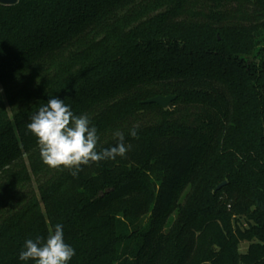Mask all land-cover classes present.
<instances>
[{"label":"trees","instance_id":"1","mask_svg":"<svg viewBox=\"0 0 264 264\" xmlns=\"http://www.w3.org/2000/svg\"><path fill=\"white\" fill-rule=\"evenodd\" d=\"M0 264H264V0L0 5Z\"/></svg>","mask_w":264,"mask_h":264},{"label":"water","instance_id":"2","mask_svg":"<svg viewBox=\"0 0 264 264\" xmlns=\"http://www.w3.org/2000/svg\"><path fill=\"white\" fill-rule=\"evenodd\" d=\"M19 3V0H0V5L6 6V7H11L15 6ZM176 100L175 96H157L155 98H152L147 101L148 104H156L160 106L163 109H168L170 108L171 104ZM227 183H223L218 187V190L222 189Z\"/></svg>","mask_w":264,"mask_h":264},{"label":"rangeland","instance_id":"3","mask_svg":"<svg viewBox=\"0 0 264 264\" xmlns=\"http://www.w3.org/2000/svg\"><path fill=\"white\" fill-rule=\"evenodd\" d=\"M185 193H187V191H185ZM174 216L175 215H173L171 218H173ZM249 246H250V243H248V242L241 243V245H240V251H241V253L245 254L248 251Z\"/></svg>","mask_w":264,"mask_h":264}]
</instances>
